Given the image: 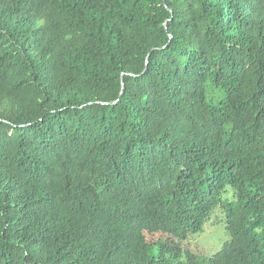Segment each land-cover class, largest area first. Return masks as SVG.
Here are the masks:
<instances>
[{
    "label": "trees",
    "instance_id": "1",
    "mask_svg": "<svg viewBox=\"0 0 264 264\" xmlns=\"http://www.w3.org/2000/svg\"><path fill=\"white\" fill-rule=\"evenodd\" d=\"M0 264H264V0H0Z\"/></svg>",
    "mask_w": 264,
    "mask_h": 264
},
{
    "label": "rangeland",
    "instance_id": "2",
    "mask_svg": "<svg viewBox=\"0 0 264 264\" xmlns=\"http://www.w3.org/2000/svg\"><path fill=\"white\" fill-rule=\"evenodd\" d=\"M207 99L214 101L216 105L225 99V95L221 92H213L207 90ZM222 212V211H221ZM220 213L213 216V221L207 226L205 234L196 237L185 244V248L192 251L200 257H209L222 249L229 240L225 226L222 223ZM226 220H224L225 223ZM229 242V241H228Z\"/></svg>",
    "mask_w": 264,
    "mask_h": 264
},
{
    "label": "water",
    "instance_id": "3",
    "mask_svg": "<svg viewBox=\"0 0 264 264\" xmlns=\"http://www.w3.org/2000/svg\"><path fill=\"white\" fill-rule=\"evenodd\" d=\"M165 2V1H164Z\"/></svg>",
    "mask_w": 264,
    "mask_h": 264
}]
</instances>
